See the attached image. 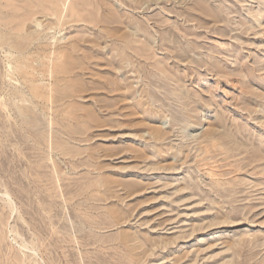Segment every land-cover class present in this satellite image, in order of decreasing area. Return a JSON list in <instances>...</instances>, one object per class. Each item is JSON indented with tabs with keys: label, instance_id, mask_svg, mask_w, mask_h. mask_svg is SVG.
Wrapping results in <instances>:
<instances>
[{
	"label": "rangeland",
	"instance_id": "1",
	"mask_svg": "<svg viewBox=\"0 0 264 264\" xmlns=\"http://www.w3.org/2000/svg\"><path fill=\"white\" fill-rule=\"evenodd\" d=\"M0 264H264V0H0Z\"/></svg>",
	"mask_w": 264,
	"mask_h": 264
},
{
	"label": "bare ground",
	"instance_id": "2",
	"mask_svg": "<svg viewBox=\"0 0 264 264\" xmlns=\"http://www.w3.org/2000/svg\"><path fill=\"white\" fill-rule=\"evenodd\" d=\"M203 30H204V29H203ZM36 43H37V42H36ZM35 48H36V47H35ZM42 55H43V54H42ZM46 58H47V56H46ZM66 59H67V58H66ZM35 60H36V59H34V61H35ZM21 61H22V60H21ZM67 61H68V60H67ZM16 62H17V60H16ZM52 62H53V61H52ZM17 63H18V62H17ZM49 68H50V67H49ZM48 70H49V69H48ZM44 72H45V71H44ZM31 81H33V80H31ZM35 81H36V80H35ZM49 83H50V82H49ZM20 84H21V83H20ZM43 86H44V85H43ZM171 91H173V90L171 89ZM37 92H38V90H37ZM49 93H50V92H49ZM36 94H37V93H36ZM42 94H44V93H42ZM37 95H38V94H37ZM39 96H41L40 93H39ZM42 97H43V96H42ZM46 99H47V98H46ZM176 99H177V98H176ZM72 100H73V99H72ZM177 100H178V99H177ZM52 109H53V108H52ZM226 134H227V133H226ZM226 134H225V137H227V138L230 137V138H228V140L231 139V141H232L231 135L229 136V135H228L229 133H228V134H227L228 136H226ZM231 134H232V133H231ZM210 137H211V136H210ZM214 137H216V136H214ZM214 137H213V136L211 137L212 141H214V140H213ZM232 137H233V136H232ZM208 138H209V137H208ZM216 138H217V137H216ZM219 138H222V137H219ZM205 139H206V138H205ZM211 139H210V140H211ZM233 139H234V137H233ZM218 140H220V139H218ZM208 141H209V140H208ZM221 141H222V140H220V142H221ZM233 141H234V140H233ZM209 142H210V141H209ZM215 142H216V141H215ZM217 142H219V141H217ZM204 143H205V142H204ZM221 143H223V142H221ZM226 143H227V142H226ZM212 144H213V143H212ZM205 145H206V144H204V146H205ZM210 145H211V144H210ZM216 145L218 146V143H217ZM221 145H222V144H220V146H221ZM226 145H228V144H226ZM211 146H212V145H211ZM213 146H215V143H214ZM238 146H239V145H238ZM224 147H225V146H224ZM227 147H228V146H227ZM227 147H225V148H227ZM203 148H204V147H203ZM225 148H222V149H224L225 152L228 153L227 151H228L231 147H230V148L228 147V150H227V151H226ZM235 148H236V147H235ZM220 149H221V147H220ZM222 149H221V150H222ZM204 150H205V149H204ZM208 150H209V149H208ZM224 150H223V151H224ZM252 150H253V149H252ZM252 150H251V151H252ZM219 151H220V150H219ZM225 152H224V153H225ZM246 152H247V151H246ZM252 152L255 153V151H252ZM252 152H251V154H252ZM205 153H206V152H205ZM235 153H236V152H235ZM254 153H253V154H254ZM257 155H258V154H257ZM217 186H218V185H217ZM222 186H223V185H222ZM218 187H219V186H218ZM220 187H221V186H220ZM223 223H224V222H223ZM134 255H135V254H134ZM141 259H142V258H141Z\"/></svg>",
	"mask_w": 264,
	"mask_h": 264
}]
</instances>
